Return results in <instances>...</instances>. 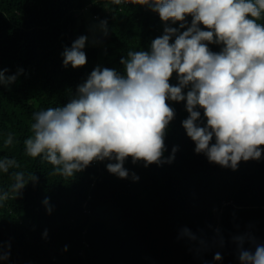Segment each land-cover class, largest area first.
<instances>
[{
  "label": "trees",
  "instance_id": "16d2710c",
  "mask_svg": "<svg viewBox=\"0 0 264 264\" xmlns=\"http://www.w3.org/2000/svg\"><path fill=\"white\" fill-rule=\"evenodd\" d=\"M102 21L83 49L87 63L65 67L64 49ZM191 21L167 24L184 23L183 32ZM165 26L131 0H0V69L17 76L0 85V264H241L242 251L264 245V153L235 170L210 163L182 126L185 101H168L175 117L163 158L171 162L145 167L129 157L126 179L107 171L108 159L64 177L25 151L34 113L65 106L97 66L123 74L121 59L149 51ZM169 83L178 84L176 73ZM17 173L26 182L18 193Z\"/></svg>",
  "mask_w": 264,
  "mask_h": 264
},
{
  "label": "clouds",
  "instance_id": "9594fccd",
  "mask_svg": "<svg viewBox=\"0 0 264 264\" xmlns=\"http://www.w3.org/2000/svg\"><path fill=\"white\" fill-rule=\"evenodd\" d=\"M131 3L149 5L158 13L166 25L163 35L152 40L149 51H129L120 61L123 74L97 66L65 106L34 113L32 135L24 141L27 155L41 157L64 177L108 159L115 162L106 165L107 171L126 179L129 157L145 167L171 162V157L163 158L166 129L175 117L168 101H185L188 116L182 126L197 154L233 170L241 160H259L264 153V24L257 21L264 15V0ZM186 16L192 21L183 32L184 23L179 29L167 24L184 22ZM86 39L81 36L64 49L65 67L87 63ZM209 44L221 50L213 52ZM6 71L0 69V85L17 79ZM173 73L176 86L169 83ZM0 168L6 171L7 165L0 163ZM25 184L23 173H17V193ZM214 258L219 260V254ZM239 259L241 264H264V245L242 251Z\"/></svg>",
  "mask_w": 264,
  "mask_h": 264
},
{
  "label": "rangeland",
  "instance_id": "374dc122",
  "mask_svg": "<svg viewBox=\"0 0 264 264\" xmlns=\"http://www.w3.org/2000/svg\"><path fill=\"white\" fill-rule=\"evenodd\" d=\"M94 26H89L90 30H91V34L88 36V39H87V44H91L94 42V34L96 33V30L97 31H102L104 30V26L102 27V24L100 23H94L93 24Z\"/></svg>",
  "mask_w": 264,
  "mask_h": 264
}]
</instances>
